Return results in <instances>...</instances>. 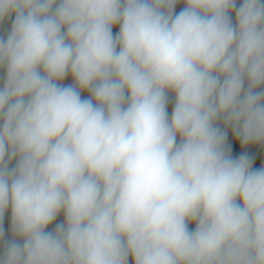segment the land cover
<instances>
[{
    "label": "clouds",
    "instance_id": "9594fccd",
    "mask_svg": "<svg viewBox=\"0 0 264 264\" xmlns=\"http://www.w3.org/2000/svg\"><path fill=\"white\" fill-rule=\"evenodd\" d=\"M6 21L0 264H264L240 151L264 145V0H0Z\"/></svg>",
    "mask_w": 264,
    "mask_h": 264
},
{
    "label": "rangeland",
    "instance_id": "374dc122",
    "mask_svg": "<svg viewBox=\"0 0 264 264\" xmlns=\"http://www.w3.org/2000/svg\"><path fill=\"white\" fill-rule=\"evenodd\" d=\"M10 21H6L5 23H4V25H2V26H0V34H3L4 32H5V30H7V29H10ZM118 29L117 28H114V32L115 31H117ZM0 75H2V73H0ZM72 81H71V78L69 77V78H67L65 81H64V83H71ZM83 95V94H82ZM86 96V95H85ZM229 140L231 141L232 140V133L231 132H229ZM251 148L253 149V151H254V153H253V155L254 154H260L259 155V158H258V160H257V165H258V168L259 167H261L262 165H264V153H263V151L261 150V148H260V146H251ZM255 152H257V153H255ZM190 227H194V225H190Z\"/></svg>",
    "mask_w": 264,
    "mask_h": 264
},
{
    "label": "trees",
    "instance_id": "16d2710c",
    "mask_svg": "<svg viewBox=\"0 0 264 264\" xmlns=\"http://www.w3.org/2000/svg\"><path fill=\"white\" fill-rule=\"evenodd\" d=\"M182 7H183L182 4L177 5V9H176V11L178 12ZM168 110H169V114H170V113H171V110H172V103H171V102H170V104H169V109H168ZM229 132H231L230 129H229ZM260 148H261V150H262L263 153H264V145H260ZM240 151H241V152L246 151V152H249L250 154L253 155V149H252L251 147L240 149ZM9 215H10V210H9V212L6 213V215H5V220H6L7 216H9ZM130 264H131V262H130Z\"/></svg>",
    "mask_w": 264,
    "mask_h": 264
},
{
    "label": "crops",
    "instance_id": "0c3cea01",
    "mask_svg": "<svg viewBox=\"0 0 264 264\" xmlns=\"http://www.w3.org/2000/svg\"><path fill=\"white\" fill-rule=\"evenodd\" d=\"M83 95H87V93H84ZM253 153H254V151H253ZM255 153H257V152H255ZM62 220H63V215L61 214V216H59L57 218L56 222H60ZM10 224H11V220H10V215H9V216H7V218L5 220V230H6L5 238H10V236H11ZM52 227H54V225Z\"/></svg>",
    "mask_w": 264,
    "mask_h": 264
},
{
    "label": "built area",
    "instance_id": "2783aa9c",
    "mask_svg": "<svg viewBox=\"0 0 264 264\" xmlns=\"http://www.w3.org/2000/svg\"><path fill=\"white\" fill-rule=\"evenodd\" d=\"M259 155L260 154H254L253 157H254V162H253V166L254 168H258V165H257V160L259 158Z\"/></svg>",
    "mask_w": 264,
    "mask_h": 264
}]
</instances>
